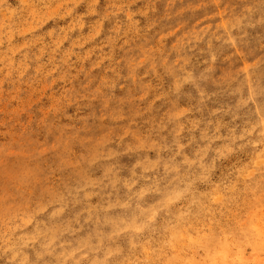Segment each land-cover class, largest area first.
<instances>
[{
  "label": "rangeland",
  "instance_id": "374dc122",
  "mask_svg": "<svg viewBox=\"0 0 264 264\" xmlns=\"http://www.w3.org/2000/svg\"><path fill=\"white\" fill-rule=\"evenodd\" d=\"M0 264H264V0H0Z\"/></svg>",
  "mask_w": 264,
  "mask_h": 264
}]
</instances>
